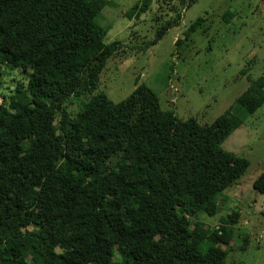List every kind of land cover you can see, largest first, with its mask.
I'll return each mask as SVG.
<instances>
[{
  "label": "trees",
  "instance_id": "obj_1",
  "mask_svg": "<svg viewBox=\"0 0 264 264\" xmlns=\"http://www.w3.org/2000/svg\"><path fill=\"white\" fill-rule=\"evenodd\" d=\"M107 4L0 0V77L5 66L29 72L0 102V264H225L221 245L231 244L240 212L217 229L199 216H215L220 194L249 168L223 149L241 115L180 120L144 85L117 104L98 93L74 115L66 108L96 90L121 49L97 23ZM238 104L248 114L264 104V74ZM253 187L264 195V174Z\"/></svg>",
  "mask_w": 264,
  "mask_h": 264
},
{
  "label": "rangeland",
  "instance_id": "obj_2",
  "mask_svg": "<svg viewBox=\"0 0 264 264\" xmlns=\"http://www.w3.org/2000/svg\"><path fill=\"white\" fill-rule=\"evenodd\" d=\"M142 1L108 0L97 23L107 30L105 43L118 41L121 49L108 60L96 90L72 98L66 108L74 115L98 93L117 104L144 85L157 95L163 110L173 111L180 120L211 125L227 112L241 115L243 125L223 149L248 160L249 168L220 194L219 212L200 215L199 220L217 229L222 217L240 212L231 244L221 245L228 253L225 264H264V195L253 187L264 174V104L253 114L238 104L264 74V0H195L191 5L188 0H149L147 12L138 16L135 7ZM178 13L179 25L145 50L158 29ZM200 18L203 21L185 39V32ZM28 81L29 72L5 66L0 102Z\"/></svg>",
  "mask_w": 264,
  "mask_h": 264
}]
</instances>
